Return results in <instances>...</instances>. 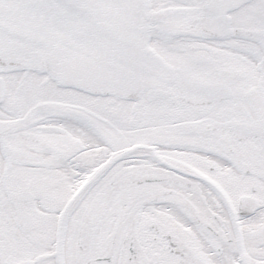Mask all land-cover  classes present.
<instances>
[{
  "label": "snow or ice",
  "instance_id": "obj_1",
  "mask_svg": "<svg viewBox=\"0 0 264 264\" xmlns=\"http://www.w3.org/2000/svg\"><path fill=\"white\" fill-rule=\"evenodd\" d=\"M0 264H264V0H0Z\"/></svg>",
  "mask_w": 264,
  "mask_h": 264
}]
</instances>
